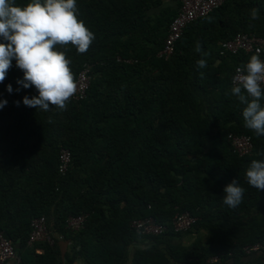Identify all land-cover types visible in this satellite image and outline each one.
I'll return each mask as SVG.
<instances>
[{
    "label": "trees",
    "instance_id": "trees-1",
    "mask_svg": "<svg viewBox=\"0 0 264 264\" xmlns=\"http://www.w3.org/2000/svg\"><path fill=\"white\" fill-rule=\"evenodd\" d=\"M77 5L95 39L87 53L68 45L66 54L75 79L91 67L86 97L66 111L25 106L23 97L38 93L17 83L15 61L0 83L8 101L0 109V229L21 264H264L260 253L245 252L264 240V190L245 175L253 159H264V136L244 126V105L231 94L235 68L255 53H220L239 32L264 37V0H226L189 23L169 57L159 53L182 0ZM230 133L248 135L252 151L236 153ZM62 148L71 153L65 172ZM234 179L245 193L233 209L223 189ZM185 211L196 222L177 232L173 219ZM81 214L79 229L67 226ZM40 216L53 242H29ZM148 216L166 229L148 235L131 226Z\"/></svg>",
    "mask_w": 264,
    "mask_h": 264
},
{
    "label": "clouds",
    "instance_id": "clouds-1",
    "mask_svg": "<svg viewBox=\"0 0 264 264\" xmlns=\"http://www.w3.org/2000/svg\"><path fill=\"white\" fill-rule=\"evenodd\" d=\"M79 17L77 0H31L27 5H18L16 0H0V83L15 61V67L23 72V79L17 83L24 89L34 87L38 93L31 98L25 95V106L45 112L53 107L67 110L68 102L77 91L67 46L84 54L95 39ZM257 19L259 10L253 8L250 20ZM196 51H202L199 45ZM260 56L261 49L257 48L245 64L235 69L231 94L244 105V126L257 136H264V60ZM197 65L204 68L207 62L200 59ZM7 91L13 92L11 84ZM7 103L6 99L0 100V109ZM15 103L19 106L20 101ZM257 155L264 157V150ZM245 175L251 187L264 190V159H253ZM223 193V203L234 209L241 204L245 189L234 179Z\"/></svg>",
    "mask_w": 264,
    "mask_h": 264
},
{
    "label": "built area",
    "instance_id": "built-area-1",
    "mask_svg": "<svg viewBox=\"0 0 264 264\" xmlns=\"http://www.w3.org/2000/svg\"><path fill=\"white\" fill-rule=\"evenodd\" d=\"M225 1L226 0H182L181 9L170 24L169 33L165 40L164 48L162 51H160L159 56L169 57L173 53L175 44L182 36L185 27L192 21L207 15L213 9L222 5ZM257 48L261 49L260 58L264 60V37L258 36L254 33L239 32L232 39L221 42L220 53L236 54L240 51L255 53ZM90 68L91 67L89 64H85L78 73L76 78L77 91L70 100H82L86 97L91 79ZM234 75L235 71L233 73V76ZM229 138L231 139L234 151L239 155H246L252 151L253 142L248 135L230 133ZM70 162V151L67 148H62L60 152V171L65 172ZM85 218V214L71 216L67 220V226L74 230L79 229L83 225ZM195 222L196 217L189 211L180 212L177 213L173 219V228L177 232H185L189 230ZM131 226L138 233L148 235L161 234L166 229V225L158 223L152 216L134 219L131 223ZM40 240H48L53 242V238L48 230L45 216L34 218L32 221V231L29 237V242L33 243ZM245 252L247 254L260 253L263 256L264 261V240L246 246ZM218 259V255L213 256L208 259V263H214L218 261ZM0 264H21V257L19 256L12 240L8 238L1 229Z\"/></svg>",
    "mask_w": 264,
    "mask_h": 264
},
{
    "label": "crops",
    "instance_id": "crops-1",
    "mask_svg": "<svg viewBox=\"0 0 264 264\" xmlns=\"http://www.w3.org/2000/svg\"><path fill=\"white\" fill-rule=\"evenodd\" d=\"M64 247L66 246L65 245V243H64V245H63ZM75 264H82V262H80V261H77ZM228 264H232L231 262L230 263H228Z\"/></svg>",
    "mask_w": 264,
    "mask_h": 264
},
{
    "label": "rangeland",
    "instance_id": "rangeland-1",
    "mask_svg": "<svg viewBox=\"0 0 264 264\" xmlns=\"http://www.w3.org/2000/svg\"><path fill=\"white\" fill-rule=\"evenodd\" d=\"M189 237H191V236H189Z\"/></svg>",
    "mask_w": 264,
    "mask_h": 264
}]
</instances>
